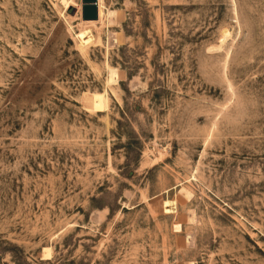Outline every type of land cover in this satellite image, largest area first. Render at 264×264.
Listing matches in <instances>:
<instances>
[{
  "label": "rangeland",
  "instance_id": "obj_1",
  "mask_svg": "<svg viewBox=\"0 0 264 264\" xmlns=\"http://www.w3.org/2000/svg\"><path fill=\"white\" fill-rule=\"evenodd\" d=\"M72 1L0 0V264H264V0Z\"/></svg>",
  "mask_w": 264,
  "mask_h": 264
},
{
  "label": "water",
  "instance_id": "obj_2",
  "mask_svg": "<svg viewBox=\"0 0 264 264\" xmlns=\"http://www.w3.org/2000/svg\"><path fill=\"white\" fill-rule=\"evenodd\" d=\"M98 17L97 0H82V20H94Z\"/></svg>",
  "mask_w": 264,
  "mask_h": 264
},
{
  "label": "bare ground",
  "instance_id": "obj_3",
  "mask_svg": "<svg viewBox=\"0 0 264 264\" xmlns=\"http://www.w3.org/2000/svg\"><path fill=\"white\" fill-rule=\"evenodd\" d=\"M62 1V3H63V5H64V8L66 9V10H70L71 8H73V9H75L77 12H78V5L77 4H75L72 0H61ZM81 2H82V0H81ZM81 9H82V7H81ZM68 13V12H67ZM68 15L70 16V17H72V15L71 14H69L68 13ZM82 19V18H81ZM95 20V19H94ZM43 255L46 257V258H49L50 256H51V248H49V247H45L44 248V250H43Z\"/></svg>",
  "mask_w": 264,
  "mask_h": 264
}]
</instances>
